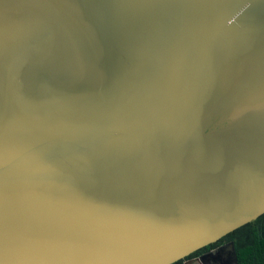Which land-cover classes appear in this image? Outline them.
<instances>
[{
  "label": "water",
  "instance_id": "obj_1",
  "mask_svg": "<svg viewBox=\"0 0 264 264\" xmlns=\"http://www.w3.org/2000/svg\"><path fill=\"white\" fill-rule=\"evenodd\" d=\"M262 213L264 0H0V264H172Z\"/></svg>",
  "mask_w": 264,
  "mask_h": 264
},
{
  "label": "trees",
  "instance_id": "obj_2",
  "mask_svg": "<svg viewBox=\"0 0 264 264\" xmlns=\"http://www.w3.org/2000/svg\"><path fill=\"white\" fill-rule=\"evenodd\" d=\"M224 241L233 242L237 264H264V213L229 232L219 241L199 248L187 257L196 256ZM182 260L179 259L173 264H179Z\"/></svg>",
  "mask_w": 264,
  "mask_h": 264
},
{
  "label": "flooded vegetation",
  "instance_id": "obj_3",
  "mask_svg": "<svg viewBox=\"0 0 264 264\" xmlns=\"http://www.w3.org/2000/svg\"><path fill=\"white\" fill-rule=\"evenodd\" d=\"M218 241H219V240H218ZM216 242H217V241H216ZM227 242H230V241H224V242L218 243L216 246L212 247L211 249H213V248H215V247H217V246H219V245H221V244L227 243ZM211 249H208V250H206V251H204V252H201L200 254H198V255H196V256H191V257H187V256H186V258H183V260H182L181 263H179V264H203L201 261L196 260V258H197L198 256H200V255H202V254H204V253L210 251ZM191 259H192L191 262H189V263H185L186 261L191 260ZM210 262H211L210 260H206L205 264H209ZM172 264H173V263H172Z\"/></svg>",
  "mask_w": 264,
  "mask_h": 264
}]
</instances>
